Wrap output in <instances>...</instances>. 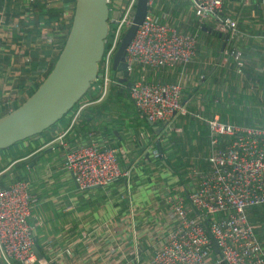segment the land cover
Here are the masks:
<instances>
[{
	"label": "crops",
	"instance_id": "obj_1",
	"mask_svg": "<svg viewBox=\"0 0 264 264\" xmlns=\"http://www.w3.org/2000/svg\"><path fill=\"white\" fill-rule=\"evenodd\" d=\"M156 1L163 3L161 7L171 4V10H167L170 14L175 11L171 23L184 32L197 33L194 30L201 22L191 0ZM261 3L225 0L222 12L237 20L241 36L234 47L242 51L246 63L261 77L255 82L248 79L251 100L248 111L253 112H264V2ZM75 7L76 0H0V118L22 105L52 70L69 35ZM254 8L260 11L250 13ZM178 12L182 16L175 19ZM182 17L197 22L198 26L185 29ZM214 24L213 19H208L203 27ZM204 28L193 63L158 70L153 76L162 81L180 79L182 100L190 96L186 105L206 118L208 99L204 91L221 95L228 86L221 85L223 65L216 66L217 60L213 63L209 51L211 43L206 44L207 32L211 33L209 29L213 28ZM224 41L222 38L216 42L221 46ZM207 73L208 77L204 78ZM238 84L236 88L232 85L233 93L242 91ZM184 86L203 89L187 95ZM241 86L245 90L244 79ZM111 91L103 101L111 98L114 109L111 114L107 113L109 115L99 123L98 108L94 111L89 110L90 106L85 107L81 118L63 140L71 146L88 143L89 132L95 131L94 138L99 144L108 143L125 151L126 160L133 165L128 179L80 188L65 166V152L59 140L64 133L61 125L48 129L45 134L50 137L48 140L37 137L20 145L21 150H27L24 158L14 161L17 156L14 157L13 152L19 150L18 147L9 151L0 149V185L6 187L22 178L30 181L31 191L38 200L34 202L28 221L35 230V245L44 258L54 264H152L154 248L163 242L161 238L170 226L172 196L184 192L187 185L197 186L199 177L195 173L210 167L206 160L210 150L209 128L204 119L188 116L184 122L176 116L174 124L182 128V132L169 130L165 123H157L154 127L138 111L131 97L113 100L115 96ZM123 102L128 104L126 108ZM112 132L115 134L111 135ZM44 140L46 144L40 149L30 150ZM156 142L164 143V153L158 148L160 156L153 154ZM173 142L183 149L175 148ZM41 149H45L44 154L33 156ZM176 153L187 158L192 166L184 183L164 167V160ZM248 217L264 245V205L249 208ZM0 264L6 263L0 258Z\"/></svg>",
	"mask_w": 264,
	"mask_h": 264
},
{
	"label": "built area",
	"instance_id": "obj_2",
	"mask_svg": "<svg viewBox=\"0 0 264 264\" xmlns=\"http://www.w3.org/2000/svg\"><path fill=\"white\" fill-rule=\"evenodd\" d=\"M191 1L201 23L213 19V30L229 34L231 41L240 38L237 20L222 13L225 0ZM137 2L124 0L118 18L111 19L113 37L101 61L103 72L96 101H103L113 85H120L111 73L113 60L125 31L133 24ZM155 2L149 0L148 14L127 47L126 70L134 83L129 87L130 97L143 116L156 124L165 123L171 131H182L174 124L178 115L204 119L209 128L210 150L206 160L210 167L195 173L199 182L189 195L188 204L185 196H172L170 226L161 238L163 242L154 248L151 262L264 264V245L248 217L249 208L264 205V127L224 122L219 115L205 118L190 111L182 100L180 79L154 78L153 73L158 70L193 63L199 46L198 33L184 32L168 22L171 15L168 11L154 13ZM230 46L222 52L220 63L226 66L232 58L235 73L245 78L243 53ZM83 109L79 108L71 126L59 137L66 168L82 189L128 179L133 165L126 160L125 151L108 143L99 144L94 131L89 132L88 143L71 146L63 140L81 118ZM153 154L160 156L161 152L155 149ZM37 200L28 180L0 186V258L6 264H54L51 260L40 259L34 249L35 230L28 219ZM214 246L218 247L220 257Z\"/></svg>",
	"mask_w": 264,
	"mask_h": 264
},
{
	"label": "water",
	"instance_id": "obj_3",
	"mask_svg": "<svg viewBox=\"0 0 264 264\" xmlns=\"http://www.w3.org/2000/svg\"><path fill=\"white\" fill-rule=\"evenodd\" d=\"M123 1L76 0L71 29L54 67L22 105L0 118V149H6L49 129L88 93L99 76L111 19L118 18ZM148 2L149 0H138L133 24L125 31L114 56L112 70L123 90L126 85L132 87L134 84L126 70L125 57L128 45L148 14ZM209 30L211 33L215 32L213 29ZM218 35L225 40L221 47L222 53L230 35ZM221 58L222 55L218 57L217 64ZM189 98L190 96L184 103ZM149 123L154 127L157 125L150 120ZM34 249L40 259H45L38 246ZM214 250L220 257L217 246H214Z\"/></svg>",
	"mask_w": 264,
	"mask_h": 264
},
{
	"label": "trees",
	"instance_id": "obj_4",
	"mask_svg": "<svg viewBox=\"0 0 264 264\" xmlns=\"http://www.w3.org/2000/svg\"><path fill=\"white\" fill-rule=\"evenodd\" d=\"M228 1L234 2V1H238V0H228ZM248 1L250 2V0H248ZM256 2H258V3H260L262 5V3H261L262 0H256ZM256 5H258V4H256ZM252 11H255V12L258 13L260 10L254 8V9H252L250 11V13ZM203 26H204V23H200L198 29L194 30V31H197L200 42H201V36L200 35L205 32V31H203V28H204ZM207 26L208 25H205L206 29L207 28H213V26H211V25L208 26V27ZM207 34H208V37L205 39L206 40V44H209V43L212 44V43H215L216 41H218V39H220V40L222 39L221 37H219V35H218L219 32L218 31H215L214 33H208L207 32ZM112 37H113V24H111V26H110V33H109L108 39L106 41V51L109 49V45H110V41H111ZM235 41L236 40H234V39H232V41L230 40V43H228V45H231L230 47H234L236 45V43L238 42V41H236V42ZM220 42L219 43L216 42V48L218 50V51L216 50L217 57L222 55V53H221L222 45L220 46ZM243 57H244V59L246 58L245 55H243ZM230 59H229L227 65L222 67L224 71L221 72V74L224 76V81L221 83V85L226 84V87L228 86L227 91L225 93L221 94V95H218L217 93H213V92H208V91H204V93H203L204 95H207L206 98L208 99V101L206 103V106H205V116H207L208 118H212L217 113V114L220 115L221 120L224 121V122H231L233 124H240V125H243V124L259 125V126H263L264 127V112L248 111V102L249 103L251 102L250 97H248V79L252 80V82H255L257 80H260L261 77L257 74V72H255L253 70V68L250 65H248V63H246V76H245V78H243L241 76H238L235 73V65H234L233 59L232 58H230ZM214 64H216V62H214ZM216 66H220V64L219 65L216 64ZM53 67H54V65L51 68H53ZM102 72L103 71L101 69V63H100V71H99L98 80H96L92 84V88L75 105V107L71 111H69L68 114H66L64 116V118H62L59 122H57L55 125L50 127L49 130H52L55 127L61 125L63 127L62 129L64 131H66L68 129V127L71 126L70 124H71L72 118H73L74 114L79 110L81 104L86 103V101L88 103L94 102L95 100L98 99V94L100 92V86H101L100 75L102 74ZM214 75H215V72L212 73V77ZM207 77H208V73L204 75V78H207ZM132 79L134 80L135 78H132ZM148 79H149V77H148ZM242 79H244L245 90H242L240 92L236 91L235 93H233L231 91L232 85H234L235 88H236V83L238 84L239 81H242ZM40 84L38 85V87L40 86ZM186 88L184 86V91L186 92L187 95L190 94V93H193V90H195L196 91L195 93H197L199 90L203 89V87H196V86L195 87L192 86L189 89H186ZM111 90H112L111 94H113L115 96V98L113 100H115L117 98L123 99L124 96L125 97H127V96L130 97V88L129 87H125L124 90H123V86H121V85H113L111 87ZM34 92L35 91H33L32 94ZM110 101H111V98L107 102H105V103L103 102L97 107H95L93 105H90L89 110L96 111V109L98 108V112H97L98 120H102V117L107 115L108 111H110L111 108H112V105H111ZM187 107L191 111V107H189V106H187ZM179 117L181 118V120L183 119V121L184 120L186 121V119H189L190 116L188 117L187 115H182V116H179ZM193 121H195V120L192 119V122ZM83 124H84V122H83ZM188 125H190V122L187 123L185 126L187 127ZM49 130L47 129L44 132H42L41 134H38V135H35V136L30 137L28 139L19 141V142L15 143L14 145H12L11 147L6 148L4 150H7V151L15 150L18 147L17 149H19V150H15L13 152V156L14 157L17 156L14 159V161L18 160V159H21V158H24V157L27 156V154H26L27 150H25V149L21 150L19 146L22 145L23 143L29 141V140L37 138V137H45L47 140L50 139V137L45 136V134L48 133ZM114 134H113V132L111 133V135H114ZM174 140H180V138L174 137ZM43 144H46L45 140L41 144H39L36 148L30 149V150L35 152L36 150L40 149L43 146ZM173 144H174L175 148H178V150L179 149L180 150L183 149V146H178L176 142H173ZM155 146H156L155 148H157V149L160 148L162 153H164V150H163L164 143L158 144L156 142ZM44 150L45 149H41V150L37 151L33 156L36 157V156H39L41 154H44L45 153ZM160 150H159V152H161ZM171 158L174 159V160H172ZM171 158H166L164 160V164L166 165V166L164 165V167L167 168L166 170L168 172L173 173L175 176H178V179H179V181L181 183H184L185 182V178L184 177L186 175H189V172H190V169L192 168V166L189 165V162L187 161V158H185L183 155L181 157L179 154L176 153V155H172ZM20 180H28V179H26V178L23 179L22 178ZM17 181H19V180H15V181H13V183L17 182ZM195 186L196 185H194V186L187 185L186 186L187 187L186 190L184 192L182 191L183 193L179 191V194H182L183 196H186V198L188 200L187 204L189 203L188 197L195 190L194 189ZM30 190H31V188H30ZM31 193L34 194L32 191H31ZM34 195H36V194H34ZM36 197H37V195H36ZM219 216L220 215H217V217H219ZM140 263H141V261H140Z\"/></svg>",
	"mask_w": 264,
	"mask_h": 264
},
{
	"label": "rangeland",
	"instance_id": "obj_5",
	"mask_svg": "<svg viewBox=\"0 0 264 264\" xmlns=\"http://www.w3.org/2000/svg\"><path fill=\"white\" fill-rule=\"evenodd\" d=\"M162 4L163 3H160L159 1H156L155 2V6H154V13H156V14H158V13H163V12H165V11H167V10H171L170 9V3H165V5H163V7H161L162 6ZM180 11H183V9L181 10L180 9ZM173 13H175V11H173L172 12V14H171V16L170 17H168V19H167V21L168 22H172V18H173ZM180 16H182L181 15V13L180 12H178L177 14H175V19L176 18H179ZM182 25H183V23H186L185 25H184V28L185 29H187V27H191L192 25H195L194 27H197L198 26V23L196 22H194V21H186L183 17H182ZM208 45V44H207ZM216 50H217V48H216V44L215 45H213V44H211V48H209V51H211L212 52V54H211V60H213V63L218 59V57H217V52H216ZM218 51V50H217ZM212 63V64H213ZM113 71V70H112ZM112 71H111V73H112ZM112 75H113V73H112ZM241 82L242 81H239V84H238V86L240 87V89L241 90H243V87L241 86ZM110 90H111V88H110ZM125 97V96H124ZM104 101V100H103ZM103 101H94L93 103L91 102V104L90 103H88L87 101H86V103H84V104H81V106H80V108H85V107H89L90 105H93V106H95V107H97V106H99L100 104H101V102H103ZM107 102V101H106ZM105 103V102H104ZM124 103V107L126 108L127 107V103L126 102H123ZM103 109V108H102ZM101 109V110H102ZM114 109H112L111 108V110L110 111H108V113L109 114H111V112L113 111ZM109 114H107V115H105V116H108ZM103 118V117H102ZM99 121V123H101V120H98ZM191 174H192V172H191Z\"/></svg>",
	"mask_w": 264,
	"mask_h": 264
},
{
	"label": "flooded vegetation",
	"instance_id": "obj_6",
	"mask_svg": "<svg viewBox=\"0 0 264 264\" xmlns=\"http://www.w3.org/2000/svg\"><path fill=\"white\" fill-rule=\"evenodd\" d=\"M113 75H114V72L112 71ZM122 86V85H121ZM126 87V86H125Z\"/></svg>",
	"mask_w": 264,
	"mask_h": 264
},
{
	"label": "clouds",
	"instance_id": "obj_7",
	"mask_svg": "<svg viewBox=\"0 0 264 264\" xmlns=\"http://www.w3.org/2000/svg\"><path fill=\"white\" fill-rule=\"evenodd\" d=\"M114 76V75H113ZM126 85V84H125ZM126 87H127V85H126Z\"/></svg>",
	"mask_w": 264,
	"mask_h": 264
}]
</instances>
